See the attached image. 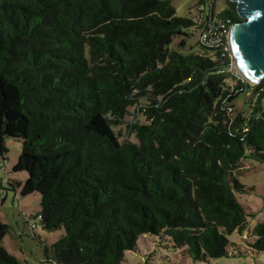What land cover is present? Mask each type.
I'll return each mask as SVG.
<instances>
[{
    "label": "trees",
    "instance_id": "trees-1",
    "mask_svg": "<svg viewBox=\"0 0 264 264\" xmlns=\"http://www.w3.org/2000/svg\"><path fill=\"white\" fill-rule=\"evenodd\" d=\"M218 16L241 21L229 0ZM189 29L172 0H0V159L21 141L34 227L65 232L48 261L121 264L145 235L194 263L227 257L233 233L264 253V222L249 229L236 196L254 193L241 163L264 162V83L229 86L228 59L193 52ZM6 233L0 264H21Z\"/></svg>",
    "mask_w": 264,
    "mask_h": 264
},
{
    "label": "rangeland",
    "instance_id": "rangeland-1",
    "mask_svg": "<svg viewBox=\"0 0 264 264\" xmlns=\"http://www.w3.org/2000/svg\"><path fill=\"white\" fill-rule=\"evenodd\" d=\"M198 1L172 0L176 16L193 17L196 14L195 5ZM215 7L216 10H223L225 0L217 1ZM187 34L188 38H184L187 47H192L193 52L197 51L199 49L197 45L199 32L189 29ZM179 41L180 38H174L173 47ZM262 83H264V79ZM250 95L251 92L247 96ZM245 98L244 95H241L236 102L238 110ZM243 107L246 109V106ZM5 146L8 150L6 159H0V222L7 226L2 247L21 264H54L45 258L44 247H49L65 232L61 230L47 233L38 225L34 227L32 216L40 210V196L33 193L22 197L15 183L23 182L27 175L24 172H12V167L16 164L21 152V141L6 139ZM236 176L241 184L254 188V193L236 195L238 201L243 205H249L250 213H253V217L248 219L249 229H252L257 222H264V162L243 161L241 168L236 171ZM247 235L248 232H245L242 238L236 233L229 236L232 243L228 247L227 257L196 263L187 256H183L178 250H174L165 240L161 239L160 241L159 237L145 235V237L139 238L136 251L125 253L121 264H264V253H256L243 241V239H247Z\"/></svg>",
    "mask_w": 264,
    "mask_h": 264
},
{
    "label": "water",
    "instance_id": "water-1",
    "mask_svg": "<svg viewBox=\"0 0 264 264\" xmlns=\"http://www.w3.org/2000/svg\"><path fill=\"white\" fill-rule=\"evenodd\" d=\"M229 1L236 4L241 20L233 23L229 32L234 64L249 85L258 86L264 79V0Z\"/></svg>",
    "mask_w": 264,
    "mask_h": 264
},
{
    "label": "built area",
    "instance_id": "built-area-1",
    "mask_svg": "<svg viewBox=\"0 0 264 264\" xmlns=\"http://www.w3.org/2000/svg\"><path fill=\"white\" fill-rule=\"evenodd\" d=\"M217 1L222 0H215V5ZM211 8L210 2H205L202 6L196 8L194 18L199 25V40L197 44L211 54H216L215 61L217 62H221L222 59H228L226 65H220L219 72L227 77L229 86L233 81L247 83L237 71L234 64L235 59L230 50L229 32L231 25H229L228 21L218 16L219 10H216V7L214 8V13L210 12ZM131 118L128 122L134 124L135 120L133 117ZM132 139L134 138L132 137Z\"/></svg>",
    "mask_w": 264,
    "mask_h": 264
},
{
    "label": "clouds",
    "instance_id": "clouds-1",
    "mask_svg": "<svg viewBox=\"0 0 264 264\" xmlns=\"http://www.w3.org/2000/svg\"><path fill=\"white\" fill-rule=\"evenodd\" d=\"M232 26V25H231Z\"/></svg>",
    "mask_w": 264,
    "mask_h": 264
}]
</instances>
